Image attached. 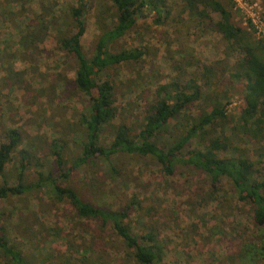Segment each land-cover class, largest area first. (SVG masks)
<instances>
[{"label":"rangeland","instance_id":"rangeland-1","mask_svg":"<svg viewBox=\"0 0 264 264\" xmlns=\"http://www.w3.org/2000/svg\"><path fill=\"white\" fill-rule=\"evenodd\" d=\"M88 1L91 8L85 14L86 28L81 37L86 56L91 54L100 28L113 22L107 17L102 21L100 15L111 6L108 0ZM164 1L168 15L159 16L155 22L151 14L138 19L114 45L117 50L142 52L139 64L117 66L104 77L113 85L119 118L135 129L154 89L171 78L200 82L199 74L207 65L217 78H212L211 85H201V94L215 97L225 115L235 119L244 107L243 82L229 80L220 70L226 68L228 72V67L236 66L243 55L229 48L213 29V22L219 20L216 12L199 5L187 9L181 0ZM215 1L226 6L231 21L245 37L264 49L262 0ZM74 2L0 0V143L5 130L17 129L22 134L21 145L5 167L9 184L17 173L21 150L37 158L42 170L52 174L56 170L54 156L47 148L50 142L59 139L65 143L61 151L65 168L77 153L80 135L74 127L79 117L87 114L88 101L73 91V65L54 41L56 25ZM199 11L209 19L197 16ZM26 30L39 40L33 49L18 42V36ZM198 107L194 104L187 113L197 114ZM181 116L177 123L169 124L165 135L168 141L170 134L182 129ZM230 125H223V138L229 139ZM235 133L219 156L229 157L233 150H242L252 165L264 171L262 147ZM102 138L108 142V136ZM190 148H198L195 140ZM110 161L108 165L97 160L94 168L73 172L68 184L94 205L110 210L133 199L136 205L125 221L133 235L142 236L150 230L156 234L155 242L162 248L156 264H264V226L251 224L248 207L235 198L226 180L210 190L208 179L187 167L164 175L148 158L117 155ZM34 169L31 167L25 178L31 179ZM77 222L68 203L54 202L48 187L0 202V224L32 264H61L62 259L74 264L85 248L86 257L95 264H136L131 249L112 230L100 233L94 221L83 220L82 227Z\"/></svg>","mask_w":264,"mask_h":264},{"label":"trees","instance_id":"trees-1","mask_svg":"<svg viewBox=\"0 0 264 264\" xmlns=\"http://www.w3.org/2000/svg\"><path fill=\"white\" fill-rule=\"evenodd\" d=\"M108 1L111 6L103 9L100 15L103 16L102 21L107 17L113 22L110 27L100 28L89 56L83 51L81 37L85 32V14L91 8V2L75 0L74 4L68 7L67 14L62 17V22L54 29L57 49L73 65L71 87L75 93L83 95L88 101L87 114L81 115L74 127L80 135V140L69 168L63 166L61 154L65 143L58 139L50 142L47 147L48 152L54 156L56 174L43 171L37 158L21 150L18 153L17 173L13 183L9 184L4 177L5 167L16 148L21 145L22 134L17 129L5 130L3 141L0 143V202L9 197L21 198L48 187L54 202L68 203L74 219L78 220V225L82 227L83 220L94 221L98 223L100 233L106 229L112 230L124 246L131 249V258L136 264H156L161 258L162 249L155 242L156 234L150 230L142 236L133 235L130 225L125 221L130 210L136 205L133 199L121 208L110 210L94 205L87 198H83L81 192L73 185L68 184L73 172L82 168H94L97 160L106 161L109 165L110 160L117 155H131L153 160L164 175H171L177 167L196 170L208 179L210 190H216L220 181L226 180L235 198L248 207L251 224L258 228L263 227L264 171L252 165L242 150H233L229 157L219 156L230 144L231 136L236 137V130L246 136L250 143L252 141L262 147L264 164L263 47H257L255 41L245 37L243 30L231 21L229 10L220 2L181 0L187 9L199 5L202 9L209 8L216 12L219 20L213 22V29L229 48H234L243 55L236 66L228 67V72L226 68L220 72L225 71L226 77L231 81L243 82L241 97L244 107L235 119H229L215 97L201 94V85H211V81L217 78L213 69L206 65L203 67V73L199 74L200 82H197V79L179 81L171 78L166 84L154 89L151 101L145 106L141 122L132 129L119 118L113 85L104 77L107 71L117 66L139 64L142 52L138 49L117 50L114 45L133 28L138 19L151 14L154 21L161 15L165 17L169 12L164 10V0ZM262 3L264 5V0ZM195 14L209 19L203 11ZM38 41L28 30L18 36L21 45L32 49ZM194 104L199 105L198 113H187ZM183 113H186V117L181 116ZM180 116L184 118L182 129L170 134L168 141L165 139V135L169 133L168 126L170 123H177ZM225 122L231 124L229 139L223 138ZM104 135L108 136L106 143L102 141ZM193 140L197 142L198 148H190ZM31 167L35 169L33 177L28 180L25 174ZM111 170L113 171V168ZM86 251V248L80 251V256L75 257L74 264H95L94 260L86 257ZM60 263L67 264V261L62 259ZM0 264H32L21 254L15 243L9 240L7 231L1 224Z\"/></svg>","mask_w":264,"mask_h":264}]
</instances>
